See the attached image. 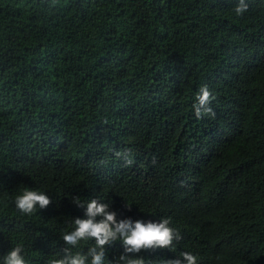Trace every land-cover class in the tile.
Wrapping results in <instances>:
<instances>
[{
    "label": "trees",
    "instance_id": "16d2710c",
    "mask_svg": "<svg viewBox=\"0 0 264 264\" xmlns=\"http://www.w3.org/2000/svg\"><path fill=\"white\" fill-rule=\"evenodd\" d=\"M246 2L0 0V264L62 258L75 198L170 219L182 239L144 264H264V0ZM202 85L215 116L197 119ZM25 188L51 205L20 213Z\"/></svg>",
    "mask_w": 264,
    "mask_h": 264
},
{
    "label": "clouds",
    "instance_id": "9594fccd",
    "mask_svg": "<svg viewBox=\"0 0 264 264\" xmlns=\"http://www.w3.org/2000/svg\"><path fill=\"white\" fill-rule=\"evenodd\" d=\"M246 0H238L234 12L242 16L248 11ZM215 99L207 85H202L195 96L192 108L197 119L206 115L215 116L210 104ZM118 158L124 159L126 165L132 160L129 153L116 152ZM51 199L43 192L25 188L14 200L15 208L22 214L31 215L39 206L41 210L51 205ZM73 203L84 208L85 218H75L74 227L70 232L62 236L65 245L62 258L49 259L47 264H104L105 248L114 242L120 241L123 252L119 256L122 264H144L143 257L139 256L142 251L169 249L173 242L182 239L180 233L170 227V219L159 221H144L131 218L117 219V213L110 210L109 205L101 203L97 199H91L86 206L75 198ZM94 240V245L87 249L86 253L71 252L81 241ZM23 249L20 246L12 248L3 258V264H25L21 255ZM182 259H174L167 264H197V258L189 253L182 252Z\"/></svg>",
    "mask_w": 264,
    "mask_h": 264
}]
</instances>
